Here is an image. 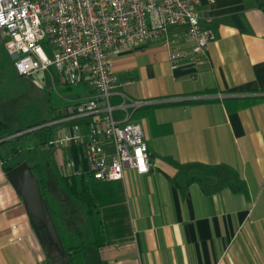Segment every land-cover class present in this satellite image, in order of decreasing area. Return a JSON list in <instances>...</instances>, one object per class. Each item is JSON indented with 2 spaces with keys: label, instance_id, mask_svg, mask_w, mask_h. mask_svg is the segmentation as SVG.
Wrapping results in <instances>:
<instances>
[{
  "label": "crops",
  "instance_id": "1",
  "mask_svg": "<svg viewBox=\"0 0 264 264\" xmlns=\"http://www.w3.org/2000/svg\"><path fill=\"white\" fill-rule=\"evenodd\" d=\"M198 10L215 40L195 60L172 68L168 48L158 42L112 57L114 102L123 93L140 103L130 119L143 128L150 167L143 174L127 168L117 180L130 234L90 249L93 264H264V10L257 0H199ZM71 90L70 100L92 93L87 83ZM89 121H62L55 129L76 123L84 132ZM162 155L227 164L245 180L248 196L228 188L206 195L197 182L181 195L168 179L176 169ZM55 156L67 174L88 171L75 142L66 141ZM190 175L215 183L200 171ZM0 264H47L1 165Z\"/></svg>",
  "mask_w": 264,
  "mask_h": 264
},
{
  "label": "built area",
  "instance_id": "2",
  "mask_svg": "<svg viewBox=\"0 0 264 264\" xmlns=\"http://www.w3.org/2000/svg\"><path fill=\"white\" fill-rule=\"evenodd\" d=\"M198 4L199 0H0V31L19 75L46 72L66 85L92 87L89 97L69 104L63 117L48 123L56 127L62 121L90 119L84 132H77L76 123L64 132L55 131L48 142L54 153L66 141L77 143L88 172L100 181L120 180L127 168L138 174L149 170L143 128L130 119L140 103L123 93L114 102L117 76L112 57L158 42L168 48L172 68L195 60L215 40L214 31L202 23ZM188 40L194 41L190 50L172 48Z\"/></svg>",
  "mask_w": 264,
  "mask_h": 264
},
{
  "label": "trees",
  "instance_id": "3",
  "mask_svg": "<svg viewBox=\"0 0 264 264\" xmlns=\"http://www.w3.org/2000/svg\"><path fill=\"white\" fill-rule=\"evenodd\" d=\"M257 1L264 10V0ZM62 115L64 113L16 127L0 120V147L3 149H0V163L5 172L24 161L30 165L53 217L65 255H60L49 244L44 230L38 229L41 246L59 252L62 260L58 264H93L89 255L90 249H100L115 239H123L130 234L128 211L119 181H100L88 171L69 174L64 172L53 149L48 146L56 131L48 123ZM35 126L40 127L23 132ZM20 132L23 133L3 139ZM24 139H29L26 145L22 144ZM161 157L176 169L175 175L168 179L179 189L181 195L191 183L197 182L206 195L228 188L234 193L248 196L245 180L237 170L227 164L179 162L170 155ZM191 171L212 176L215 183H206L197 175H190Z\"/></svg>",
  "mask_w": 264,
  "mask_h": 264
},
{
  "label": "rangeland",
  "instance_id": "4",
  "mask_svg": "<svg viewBox=\"0 0 264 264\" xmlns=\"http://www.w3.org/2000/svg\"><path fill=\"white\" fill-rule=\"evenodd\" d=\"M51 80L46 72L19 75L5 49L4 35L0 31V120L16 127L52 118L63 109L66 111V107L76 101L68 96L72 93L71 87L75 86L66 85L56 77ZM27 142L29 139H24L22 144ZM42 249L47 264H58L62 260L55 249Z\"/></svg>",
  "mask_w": 264,
  "mask_h": 264
},
{
  "label": "water",
  "instance_id": "5",
  "mask_svg": "<svg viewBox=\"0 0 264 264\" xmlns=\"http://www.w3.org/2000/svg\"><path fill=\"white\" fill-rule=\"evenodd\" d=\"M40 126H35L23 132H27L36 129ZM14 134L3 139L11 138ZM5 176L11 186L14 188L18 196L21 198L25 211L31 221L34 230H44L48 242L54 246L60 255H65V250L61 242L59 233L54 223L51 212L47 206L46 200L43 198L38 182L30 168L27 161H24L17 166L9 169L5 172ZM61 264H70L69 262H63Z\"/></svg>",
  "mask_w": 264,
  "mask_h": 264
}]
</instances>
